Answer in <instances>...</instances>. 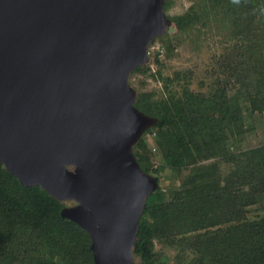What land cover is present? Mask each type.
Returning a JSON list of instances; mask_svg holds the SVG:
<instances>
[{
    "label": "water",
    "instance_id": "obj_1",
    "mask_svg": "<svg viewBox=\"0 0 264 264\" xmlns=\"http://www.w3.org/2000/svg\"><path fill=\"white\" fill-rule=\"evenodd\" d=\"M164 0H0V163L65 204L95 264H140L133 243L157 178L133 145L158 118L129 82L171 24Z\"/></svg>",
    "mask_w": 264,
    "mask_h": 264
},
{
    "label": "trees",
    "instance_id": "obj_2",
    "mask_svg": "<svg viewBox=\"0 0 264 264\" xmlns=\"http://www.w3.org/2000/svg\"><path fill=\"white\" fill-rule=\"evenodd\" d=\"M169 3L164 0V10ZM168 17L180 34L219 21L235 41L215 57L206 93L187 85L176 93L168 88L169 78L157 99L151 91L137 93L135 106L158 121L132 150L140 167L157 178L158 187L145 201L133 256L140 264H164L158 261L153 238L173 239L182 233L178 238L191 253L183 260L180 255L177 264H264V209L255 218L246 214L247 206H264V145L225 149L231 166L223 182L210 170L189 167L182 174L187 164L215 155L216 145L226 138L209 109L218 111L231 137L252 127L254 114L264 110V61L258 62L253 52L258 41L254 26L264 31V0H194L184 12ZM169 38L165 33L149 45L158 39L163 47ZM159 62L156 51L153 63ZM149 65H138L130 74L150 72ZM151 75L162 78L159 69ZM174 77L179 79L181 72ZM146 133L154 134L164 166L178 174L179 185L169 194L159 185L158 168L148 164ZM64 205L39 185L20 183L0 163V264H95L88 232L60 215ZM213 226L216 230L209 229ZM189 231L194 234L188 237L184 233Z\"/></svg>",
    "mask_w": 264,
    "mask_h": 264
},
{
    "label": "rangeland",
    "instance_id": "obj_3",
    "mask_svg": "<svg viewBox=\"0 0 264 264\" xmlns=\"http://www.w3.org/2000/svg\"><path fill=\"white\" fill-rule=\"evenodd\" d=\"M194 0H170L168 8L165 10L167 15H175L184 12L188 6ZM254 34L258 37L257 46L254 49V57L258 62L264 61V31L261 25L256 24L254 26ZM169 35V41L162 42L158 39L153 44L148 45L150 60V72L141 73L135 72L129 75V82L132 87L138 92L151 91L153 98L157 99L163 95V80L170 79L168 88L179 93L182 90V86L187 85L191 90L195 92L206 93L212 84L214 78L213 72L216 66V58L222 54L227 48L231 46L234 38L228 36V29L224 27L219 21L212 20L208 26H198L193 28L188 33H178L174 28V24L167 27L166 31ZM158 52V58L160 62L158 64L153 63L154 53ZM216 57V58H215ZM147 63V64H148ZM157 69L160 70L162 78L156 74ZM175 72H181V77L176 79L174 77ZM233 110H237L233 103ZM209 116L213 123L217 124L224 130L226 138L221 143L216 145V153L210 158L199 160L194 163L187 164V167L183 169V175L188 171V168L201 169L205 171H213L216 176L219 175L221 182L223 177L229 172L231 163L226 158L227 151L234 150L235 148H249L264 145V110L262 114H254L252 127L246 128L245 132L241 135L231 137L227 131V127L221 119L216 109L208 110ZM248 122V119L246 120ZM251 122V121H249ZM203 133V138H207L208 134ZM143 135V134H142ZM146 147L144 152L149 157L148 164L151 168H158L159 171V185L169 194L170 190L177 188L179 185L178 174L164 166L161 162V151L156 144L153 133H146L144 135ZM2 164V163H1ZM3 165V164H2ZM213 168V169H212ZM218 173V175L216 174ZM67 205L74 204L73 200H67ZM264 206L257 203L247 206V217L255 218L261 214ZM211 230L216 228L210 227ZM186 234L188 237L193 235L194 232L189 231ZM181 233L179 236H182ZM178 236V237H179ZM176 237L173 239L168 237H154L153 249L157 255L158 261L164 264H177L181 255V260L185 257L188 259L190 256V250L183 247V242ZM187 254V255H186ZM186 255V256H185ZM135 261L139 263L138 258Z\"/></svg>",
    "mask_w": 264,
    "mask_h": 264
}]
</instances>
